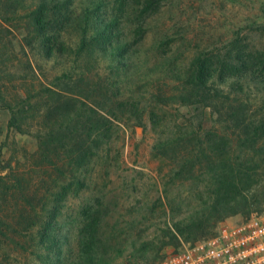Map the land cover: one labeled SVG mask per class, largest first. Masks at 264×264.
<instances>
[{
  "label": "rangeland",
  "instance_id": "obj_1",
  "mask_svg": "<svg viewBox=\"0 0 264 264\" xmlns=\"http://www.w3.org/2000/svg\"><path fill=\"white\" fill-rule=\"evenodd\" d=\"M36 2L38 0L26 1L27 4ZM124 6L129 13L134 11L124 19H120L118 14L116 16L120 39L128 46V61L119 56H115L116 60L109 53L103 57L96 43L92 53L73 55L69 67L77 78L69 83V87H65L60 76L65 62H47L36 48L38 45H34V50L28 48L23 22H9L5 26L7 30L0 29V51L6 54L4 62L14 63L10 65L12 67L4 63L7 65L4 74L8 77L4 80H8L11 88L8 99L18 109L28 99L24 92L19 93L23 99L14 101L20 91L17 86L37 77L43 104L27 114L28 119L40 117L41 120L39 129L35 126L31 133H37V130L43 135L49 133V108L55 103L54 116L60 114L59 108L63 103L57 101L56 95L64 90L76 96L77 104L83 110H78L76 117L82 122L105 115L114 123L112 151H115L111 167L107 171L102 170L104 162L95 170L90 167L88 188L83 191L82 199H70L63 212L74 213L97 196L107 198L115 216H128L130 208L143 211L147 219L136 228H128L127 221L123 220L126 232L122 238V256L106 262L158 264L168 254L209 241L224 224L264 213V201L228 209L224 214L210 209L212 213L206 214H213V225L204 231L183 235L174 229L175 224H183L184 219L195 213L197 216L205 214L204 206L197 209L194 203L204 200L205 191L201 189L211 178V170L218 165L212 163L218 157V153H212V148L219 147L223 137L228 143L227 148L240 156L252 150L251 143L256 142L260 147L264 144V129H251L250 134H245L242 128L245 123L259 124L264 118V76L261 75L264 71V0H158L156 12L146 19L142 36L136 34L141 3L134 0ZM113 9L110 4L103 10L111 13ZM238 52L245 57L259 58L256 67L249 70L253 74L238 73L237 79H245L242 87L230 80L223 92L217 91L221 86V73L233 78L227 68L236 64L232 58L237 57ZM210 57L213 68V77L207 87L210 90L205 97L193 96L183 81L186 73L198 58ZM100 79H105L109 93L92 91ZM110 103H115L120 111L117 108L111 111ZM10 120L11 112L0 108V175L3 174L1 168H6V172L18 164L21 168H28L32 163L30 155L37 149L36 139L10 128ZM171 140H179L180 143L171 144ZM178 155L193 156V160L200 161L195 166L191 164L186 169L173 172L171 169L175 168ZM68 157L61 155L58 160L65 165L64 177L60 176L65 180L72 172ZM261 166L264 169V165ZM44 175L48 179V173ZM71 195L69 193L68 198H72ZM171 197L177 198L175 205L167 200ZM168 227L174 231L175 237L165 238ZM106 232L111 235V227ZM144 236L155 241L154 252L131 256L135 248L133 242ZM25 241L24 237H19L22 247ZM13 245L6 241V259L2 261L0 258V264L24 263L26 253Z\"/></svg>",
  "mask_w": 264,
  "mask_h": 264
},
{
  "label": "trees",
  "instance_id": "obj_2",
  "mask_svg": "<svg viewBox=\"0 0 264 264\" xmlns=\"http://www.w3.org/2000/svg\"><path fill=\"white\" fill-rule=\"evenodd\" d=\"M26 1L30 0H0V29L7 30L5 26L9 22L16 24L23 22L26 27L28 48L34 50V45H38L36 48L47 62L58 60L65 62L60 74L65 87H69V83L77 78L69 67L73 55L92 53L91 50L96 47V43L100 46L98 52H102L103 57L109 53L114 59L115 56H119L125 62L128 61V46L120 39L121 31L116 16L118 14L120 19H124L125 16L133 15L134 11L129 13L124 5L134 0H38L31 4H27ZM137 1L138 4L141 3L142 8L138 14L140 22L136 34L142 36L145 33L146 19L156 12L155 5L158 0ZM110 4L114 8L112 12H104L103 9ZM75 34L78 35V41L77 37H74ZM5 56L6 54L0 51V108L11 112L9 127H14L20 134L34 137L37 141V149L30 155L32 163L28 168H21L20 164L13 166L8 172L6 168H1L3 171L0 175L1 260L6 259L4 249L6 241L26 253L27 257L23 264H108L106 260L118 259L123 253L122 238L126 232L123 230V220L127 221L128 228H136L147 219L143 211L130 208L128 216L124 214L115 216L107 198L97 196L88 200L89 203L85 202L74 213L63 212L70 199H82L83 191L88 188L92 169L100 167L102 162H104L102 170L107 171L111 167L114 160L112 154L115 151V149L112 151L115 142L112 134L114 123L105 115H97L89 121L82 122L76 117L78 110L83 112L76 96L64 90L56 95L57 101L63 103V107L59 108L60 114L54 116L55 103L49 108L47 127L49 133L43 135L39 130L37 133H31L33 127L38 126V129L40 127V117L27 118L28 113L38 110L43 104L40 85L36 76L29 82L23 81L17 86L20 91L15 95L14 101L23 99L19 97V93L25 92L27 102L19 105V109L10 103L8 97L11 88L4 73L7 65L12 67L10 65L14 63L4 62ZM232 59L236 64L228 65L227 69L231 71L233 78L227 76L229 74L225 75V72L221 73L222 78L219 81L221 86L217 91L223 92L226 83L230 80L242 87V81L245 79H237L236 74L242 75L247 72L253 74L250 71L256 67L259 58L245 57L242 52H238L237 57ZM211 60V57L198 58L196 64L186 73L183 81L186 87L190 88L193 96H207L205 93L210 90L207 88L208 83L213 77ZM262 72L261 75L264 76V71ZM97 90H105L109 93L105 79H100L92 89L95 92ZM113 100L114 98L110 99L111 102ZM109 108L114 111L117 107L115 103H110ZM117 111H120V108H117ZM242 128L245 134H250L251 129H264V118L259 124L245 123ZM60 131L62 133L58 135ZM224 138L221 139L219 147L212 148V153H218L216 159L220 162L217 160L212 162L218 165L211 170V178L201 189L205 191V196L202 198L204 200L194 203L197 209L204 206L205 214L197 216L198 213H195L184 219L183 224L178 222L174 225L175 231L183 235L204 231L207 226H212L213 214H206L212 213L209 212L210 209L214 213L224 214L228 209L248 207L264 201V174L261 173L264 172L261 166L264 165V149H262L264 144L260 147L256 142L251 143L252 150L240 156L231 148H227L228 143ZM170 142L175 145L180 143L179 140ZM61 155L69 156L68 162L72 166L68 180L60 177L65 171V165L58 162ZM183 156H177V164L171 171L186 169L191 164L195 166L200 161V159L193 160V156ZM208 170L210 172V168ZM47 173L48 179L44 175ZM69 193H72V198H68ZM176 199L167 198L173 204ZM169 206L172 207V203ZM110 222L113 223L112 226ZM108 227L112 229L111 235L106 232ZM165 235L168 239L175 237L170 227L167 228ZM20 236L26 239L23 247L19 242ZM132 245L135 247L131 252L133 257L150 254L156 247L153 238L149 240L145 236L137 242L134 241Z\"/></svg>",
  "mask_w": 264,
  "mask_h": 264
},
{
  "label": "built area",
  "instance_id": "obj_3",
  "mask_svg": "<svg viewBox=\"0 0 264 264\" xmlns=\"http://www.w3.org/2000/svg\"><path fill=\"white\" fill-rule=\"evenodd\" d=\"M158 264H264V213L224 224L209 241L168 254Z\"/></svg>",
  "mask_w": 264,
  "mask_h": 264
}]
</instances>
